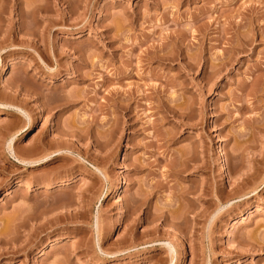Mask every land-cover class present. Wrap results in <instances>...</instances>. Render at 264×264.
Masks as SVG:
<instances>
[{
  "label": "rangeland",
  "instance_id": "374dc122",
  "mask_svg": "<svg viewBox=\"0 0 264 264\" xmlns=\"http://www.w3.org/2000/svg\"><path fill=\"white\" fill-rule=\"evenodd\" d=\"M36 1L58 9L0 0V103L34 119L22 131L0 108V264H264L245 247L264 242V0H75L71 14L25 15ZM13 136L20 159L69 153L23 166Z\"/></svg>",
  "mask_w": 264,
  "mask_h": 264
},
{
  "label": "bare ground",
  "instance_id": "6f19581e",
  "mask_svg": "<svg viewBox=\"0 0 264 264\" xmlns=\"http://www.w3.org/2000/svg\"><path fill=\"white\" fill-rule=\"evenodd\" d=\"M53 1V0H52ZM54 2H56L55 4H54V8H57L58 7V9H53V8H50L49 7V5L46 3V4H41V2H39V1H36V2H33L28 8L30 9V11L28 12V10H27V12L28 13H25V15H30V16H32V15H34L36 12H39V13H47V12H49V11H51V12H54V13H59V7H61V6H64V5H67L66 7H67V10L69 11V13L71 14L74 10H75V8H76V1L75 0H54ZM37 14V13H36ZM39 15V14H38ZM62 16V14H58V16ZM28 17V16H27ZM53 21V20H52ZM59 21V20H58ZM55 22H57V21H54V22H52L53 24L55 23ZM61 22H63V17L62 18H60V22L59 23H61ZM63 24V23H62ZM19 29H20V31H19V33L20 34H22V32H21V30L23 31V28L25 29V27H27V25L25 24H23L22 22H19ZM34 28V27H33ZM27 29V28H26ZM25 29V30H26ZM25 30H24V32H25ZM24 34V33H23ZM19 35V34H18ZM43 37V36H42ZM83 36L81 35V33H77V34H75L74 36H72V37H70V41H76V40H78V39H80V38H82ZM41 38V37H40ZM39 38V39H40ZM23 40V39H22ZM19 41V40H18ZM22 42H24V40L22 41ZM23 44V43H22ZM1 58V57H0ZM13 63V62H12ZM12 63L11 64H8V65H6V67L3 69V76H7V75H9V73H10V70L12 69L11 68V65H12ZM0 66H3V62H2V60L0 59ZM13 66V65H12ZM81 78V77H80ZM121 106V105H120ZM21 107V106H20ZM19 106H14V105H11V104H3V103H0V108L1 109H12L13 110V112H15L16 113V116H21L22 118H24L25 120H26V127L22 130V131H26V129H27V126L29 127L31 124H32V122H33V118H31V116L23 109V108H20ZM120 110V109H119ZM23 120V119H22ZM21 131V130H20ZM17 136V135H16ZM16 136H13L12 138H10V139H8L7 140V149H8V151H9V153H10V155L14 158V160L17 162V163H19V164H22L23 166H28V167H30V168H37V167H41V166H43V165H46V164H48L49 162H51L52 160H53V158H55V157H57V156H61V155H63V153H69V152H64V151H59V152H57V153H53V154H50V155H48V156H46V157H44V158H41V159H38V160H32V161H29V160H24V159H20L19 157H18V155L15 153V149H14V145H15V138H16ZM41 141V140H40ZM34 143V142H33ZM39 143V142H38ZM42 143V142H41ZM36 148V147H35ZM39 149V148H38ZM221 153V149H220V147H217L216 149H215V151H214V155H217V154H220ZM19 154V153H18ZM70 154H72V153H70ZM188 160V159H187ZM79 161H81V160H79ZM185 161V160H184ZM190 161V160H189ZM182 164V163H181ZM185 165L187 164V163H184ZM91 166V165H90ZM92 167V169L95 171V173L96 174H98V176H100L104 181H107V176L105 175V173H103L100 169H98V168H96L95 166H91ZM44 178H46V177H44ZM74 179H76V177H74L72 174H69L68 176H65L64 178H62L61 180H58V182L57 183H51V184H44L45 186V189L47 190V189H51V187L53 186V185H56V186H60V185H62V184H64V183H66V182H69V181H73ZM47 180V179H46ZM21 183V182H20ZM19 183V184H20ZM125 185H126V183H124V184H122V185H120L116 190H115V192H114V195H118V194H121V193H123V190H124V188H125ZM21 186V185H20ZM240 190V189H239ZM253 192H255V189L254 190H252V192H250V193H240L239 195L238 194H236V198L234 199V200H240V199H242V198H245V197H247L249 194H251V193H253ZM214 194H215V192H214ZM105 197H106V194H101V196H100V200L102 199V201L103 200H105ZM215 204L217 205V214L221 211V207L223 206V203H222V199L219 197V196H216L215 195ZM229 203V202H228ZM224 208V207H223ZM222 208V209H223ZM27 217V216H26ZM216 217V215L211 219V220H213L214 218ZM20 219H16V220H14V223H13V226L10 224V226H12L14 229V234H15V236H16V234L17 235H19L20 234V232H19V229H23V228H25L26 226H27V224H26V222L27 221H25V220H27L25 217H23V218H21V217H19ZM28 218V217H27ZM97 219V218H96ZM97 221V220H96ZM11 222V221H10ZM9 224V223H8ZM9 227V226H8ZM10 228V227H9ZM8 228V229H9ZM7 229V230H8ZM97 229V228H96ZM3 235H7V234H3ZM1 236V235H0ZM15 236L13 237V239L12 240H16L17 238H15ZM9 237H10V235H9ZM16 237H18V236H16ZM249 241L250 242H248L246 245H245V247H247V251H259V252H264V242H261V243H258L257 242V237H256V235L254 236V235H250L249 236ZM10 240V239H9ZM18 240V239H17ZM264 240V239H263ZM27 241V240H26ZM251 241H254L255 243H252ZM47 242H52L53 243V245H52V247L53 246H55L56 245V242H57V239H50V240H47ZM2 243H4V244H6L7 245V243H8V240H6V241H2ZM58 243V242H57ZM24 244V243H23ZM46 244V243H45ZM45 244H43V245H45ZM26 245V244H25ZM32 246H33V244H32ZM32 246H30V244H27L26 246H21V247H23V248H18L16 251H15V253H13L14 255H20V254H25V256L28 254V252H30L29 250L31 249V247ZM45 247V246H44ZM44 247H43V249L40 251L41 253H43V254H45V251H44ZM32 250V249H31ZM44 251V252H43ZM58 251V250H57ZM130 251H133V252H137V250H136V248H132ZM170 251H171V253L173 254V250L170 248ZM82 258V257H81ZM81 258H79V262H81V264H83L85 261L83 260V259H81Z\"/></svg>",
  "mask_w": 264,
  "mask_h": 264
}]
</instances>
